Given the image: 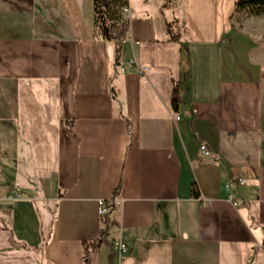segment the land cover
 <instances>
[{
    "label": "crops",
    "instance_id": "1",
    "mask_svg": "<svg viewBox=\"0 0 264 264\" xmlns=\"http://www.w3.org/2000/svg\"><path fill=\"white\" fill-rule=\"evenodd\" d=\"M236 1L129 0L115 66L93 0H0V264H264V14Z\"/></svg>",
    "mask_w": 264,
    "mask_h": 264
},
{
    "label": "trees",
    "instance_id": "2",
    "mask_svg": "<svg viewBox=\"0 0 264 264\" xmlns=\"http://www.w3.org/2000/svg\"><path fill=\"white\" fill-rule=\"evenodd\" d=\"M119 3L120 0H93L95 26L98 34L105 40L114 42L115 58L114 65L119 64L122 52V37L126 33L127 26L119 23ZM236 11H246L250 16H259L264 14V0H237L235 3ZM167 31L172 41H179V34L174 33L171 25H168ZM179 104L178 86H174L171 94V105L174 112L177 111ZM118 197V193L114 194V198ZM97 243L83 244L84 264H88L89 253L92 248L97 246Z\"/></svg>",
    "mask_w": 264,
    "mask_h": 264
},
{
    "label": "built area",
    "instance_id": "3",
    "mask_svg": "<svg viewBox=\"0 0 264 264\" xmlns=\"http://www.w3.org/2000/svg\"><path fill=\"white\" fill-rule=\"evenodd\" d=\"M129 0H120L119 3V23L125 24L127 26L128 24V16H129V7H128ZM179 116L174 115V120H178ZM200 154L202 157H208L210 155V152L207 150V148L204 145H201L199 148ZM236 182L238 186H243L245 184V181L242 179L233 180L231 183L225 185L226 192L230 191V187L232 183ZM21 193L16 184L12 185L11 191H10V199L19 200L21 198ZM228 201H230L234 206H237L241 203L240 200L233 199L231 195L228 197ZM119 204L118 197H115L111 200V202L108 204L104 200H98L97 202V214L99 218L106 217L109 212ZM122 252L126 251V248L124 245L120 244L119 248Z\"/></svg>",
    "mask_w": 264,
    "mask_h": 264
},
{
    "label": "rangeland",
    "instance_id": "4",
    "mask_svg": "<svg viewBox=\"0 0 264 264\" xmlns=\"http://www.w3.org/2000/svg\"><path fill=\"white\" fill-rule=\"evenodd\" d=\"M14 184H16V185L18 186L19 190H20V186H19V184H18L17 182H12V183L10 184L9 191H11L12 185H14Z\"/></svg>",
    "mask_w": 264,
    "mask_h": 264
}]
</instances>
